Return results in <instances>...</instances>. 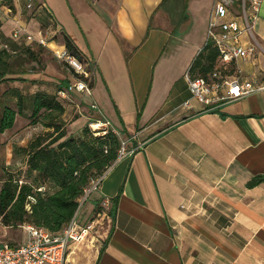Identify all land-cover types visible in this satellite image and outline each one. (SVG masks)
Listing matches in <instances>:
<instances>
[{"label":"crops","instance_id":"0c3cea01","mask_svg":"<svg viewBox=\"0 0 264 264\" xmlns=\"http://www.w3.org/2000/svg\"><path fill=\"white\" fill-rule=\"evenodd\" d=\"M214 1L41 2L61 49L66 35L92 68L84 118L95 103L94 121L127 135L128 147L141 146L90 197L86 223L92 230L104 222L101 247L86 234L71 243L68 264H264V92L204 111L185 77L206 44ZM20 8L0 17L4 38L41 29ZM253 42L256 53L233 66L264 83V23L241 37L244 47Z\"/></svg>","mask_w":264,"mask_h":264},{"label":"trees","instance_id":"16d2710c","mask_svg":"<svg viewBox=\"0 0 264 264\" xmlns=\"http://www.w3.org/2000/svg\"><path fill=\"white\" fill-rule=\"evenodd\" d=\"M6 4L13 9V0H6ZM38 7L27 18H35L41 27L49 28L52 16L46 8ZM63 37L66 50L81 60L74 43L68 36ZM0 40L2 82L13 74L5 59L9 53H15L17 46L26 48L27 52L33 46L24 41L14 42L10 38H4L1 33ZM218 58L217 49L209 43L205 44L189 69L191 79H207L215 71H220L222 76L234 74L233 65L226 71L219 70ZM65 85L66 83L63 86ZM56 92L54 96L37 92L29 98L30 125L43 122L44 128L52 132L37 136L20 149L25 154L27 173L33 177V182L28 184L12 179L3 182L0 188V219L4 227L17 229L26 223L55 235L61 234L77 213L83 191L90 186L92 180L102 176L117 161L121 142L111 128L94 132L89 127H84L79 134L67 136L63 130L59 131L56 123L50 122L51 118H58L65 112L62 105L65 101L57 99ZM3 96L15 99L17 111L3 104V101L0 102V134L12 128L17 114H24L27 101V97L16 88L7 90ZM45 113L47 121L40 120ZM38 118L40 119L37 120ZM259 182L261 179H255L249 187ZM111 210L109 213L112 215L114 212L111 213ZM101 211L98 206L93 215L96 216Z\"/></svg>","mask_w":264,"mask_h":264},{"label":"built area","instance_id":"2783aa9c","mask_svg":"<svg viewBox=\"0 0 264 264\" xmlns=\"http://www.w3.org/2000/svg\"><path fill=\"white\" fill-rule=\"evenodd\" d=\"M16 6L21 7V12L30 14L38 6L33 0H13V9L6 4V0H0V17L9 19ZM38 8H42L39 5ZM260 0H215L210 12L206 31V44L215 47L219 53V70L226 71L229 66L238 61H246L251 58L257 50L256 44L250 43L244 47L241 37L246 34L252 38L254 22L259 13ZM48 31L44 33L39 29L36 35L31 34L26 28H18L12 31L10 39L14 42L24 41L27 44L39 48H49ZM54 57L65 64L71 75V81L65 86L58 88L57 99L70 101L73 95L92 98L91 72L89 63L78 59L66 49L52 51ZM189 86L191 98L204 107V111H211L228 102L239 100L252 94L264 92V83H258L254 79H245L236 75L222 76L220 71L211 73L207 79H191L189 73L185 75ZM185 102L184 106H188ZM89 108L92 111L98 109L95 103ZM89 126L92 129L100 127L110 128L108 122L94 121ZM113 133L119 135L113 130ZM141 146L128 147L124 143L118 151L116 162L132 157ZM111 168V167H110ZM110 168L102 176L91 181L90 186L83 191L79 199V208L90 199L97 191L100 183L106 177ZM41 191V189H39ZM105 200L103 205H108ZM29 211V206L26 207ZM78 211L61 234H52L45 229L38 228L32 224H23L17 231L26 235V240L19 243H3L0 241V264H68L69 247L71 243L80 242L92 228V221L87 222L82 228L77 225ZM0 226L4 227L1 223ZM10 228L11 227H4ZM78 228V229H77Z\"/></svg>","mask_w":264,"mask_h":264},{"label":"rangeland","instance_id":"374dc122","mask_svg":"<svg viewBox=\"0 0 264 264\" xmlns=\"http://www.w3.org/2000/svg\"><path fill=\"white\" fill-rule=\"evenodd\" d=\"M33 1L35 6L43 2V0ZM262 23H264V0H260L259 13L257 14V20L254 24ZM41 30H43L44 33L46 31L49 32V49L32 45L33 47L27 52L26 48L17 46L15 53H9L10 55L5 58L13 74L7 76L5 81L0 82V102L3 101V104L17 111L15 99L5 98V96H3V94L11 88L19 90L27 97V101L24 114H17L12 128L0 134V188L7 179L16 180L21 183L26 182L28 184L33 182V177L29 176L27 173L25 154L20 149L26 147L37 136L43 135L46 132L51 133L52 130L45 129L43 122L30 125L32 121L30 119L31 104L29 98L37 92H44L54 96L56 90L63 86V81H66L71 75L68 67L57 60L52 53V51H59L62 47V44L56 42L57 38L54 37V27H41ZM57 37L60 39V34L57 35ZM1 48L0 46V50ZM81 97L82 98L73 95L71 97V102H63L62 105L65 108L64 114L58 118L50 119V122L56 123L60 128L59 131L63 130L67 136L79 134L84 127H89L90 130L94 132L105 129V127L92 129L91 126H89L95 120L93 113H91L94 111H87L88 118H84L86 117V113L84 112H86V105L89 103V99L85 96ZM81 99L86 105L82 103ZM77 105H79V108ZM84 109L85 111L83 112ZM46 118L47 113L43 114L41 119L38 118L37 120H46ZM125 122L131 125L136 122V118L128 114L125 118ZM119 139L121 145L124 143L128 146L129 141L127 135L122 134V136H119ZM92 198L93 196L91 199ZM91 199H88L78 210L77 225L84 226L89 219L92 212L90 208L93 206ZM99 221L100 222L89 231V237H86L87 240H90L89 244L93 247H101L103 243L102 238L105 231V224L100 219ZM25 240L26 235L17 231L16 228L10 229L0 226L1 242L19 243Z\"/></svg>","mask_w":264,"mask_h":264}]
</instances>
